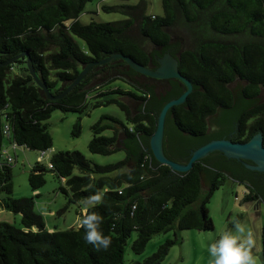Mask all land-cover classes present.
Wrapping results in <instances>:
<instances>
[{
    "label": "trees",
    "instance_id": "trees-1",
    "mask_svg": "<svg viewBox=\"0 0 264 264\" xmlns=\"http://www.w3.org/2000/svg\"><path fill=\"white\" fill-rule=\"evenodd\" d=\"M89 1L0 0V206L19 213L22 225L18 228L0 221V264H124L125 245L132 232L136 237L130 248L140 254L154 235L174 226L179 230L212 229L207 203L227 179L243 185L244 202H264V172L244 169L225 155L197 159L183 173L160 162L153 164L152 153L138 137H151L159 111L150 108L131 115L127 106L131 98L150 101L151 92L118 73L81 87L95 75L118 68L121 58L92 66L64 96L48 99L37 91L23 55L28 54L36 75L57 94L102 52L117 51L147 64L142 48L113 37L111 32H120L136 43L149 40L163 46L168 31L183 45L177 57L180 73L200 87L186 96V107L169 108L172 120L178 131L199 137L216 109L230 108L232 94L226 83L243 81L239 91L244 98L254 97L258 86L264 92V0H161L162 15L148 14L147 0H139L102 6L121 13V20L82 23L79 16ZM179 27L187 29V39L176 32ZM109 55L104 53L101 59ZM111 104L123 112L124 119L102 114L90 126L88 150L101 155L123 151L122 159L100 164L78 150H59L50 156L52 167L36 161L28 174L31 190L36 191L45 184L46 170L53 171L62 180L58 189L69 204L82 202L97 190L105 192L104 203L94 210L103 216L101 229L112 243L107 251H98L85 242L83 229L45 228L42 215L34 209L37 194L11 196L15 159L9 161L2 150L6 142L48 150L52 138L46 120L54 110L77 114L71 130L77 137L83 115ZM107 130L109 135L104 134ZM255 132L262 134L264 142V100L237 114L235 130L227 139L243 142ZM124 137L135 139L142 151L129 170L125 168L128 150L115 146ZM203 187L206 191L201 195ZM175 240L166 238L144 260L131 264H159ZM262 244L264 264V233Z\"/></svg>",
    "mask_w": 264,
    "mask_h": 264
},
{
    "label": "rangeland",
    "instance_id": "rangeland-1",
    "mask_svg": "<svg viewBox=\"0 0 264 264\" xmlns=\"http://www.w3.org/2000/svg\"><path fill=\"white\" fill-rule=\"evenodd\" d=\"M139 0H91L85 4L83 12L79 16L82 23H89L91 20L105 22L117 21L124 16L117 11H106L103 5H117L121 3L135 4ZM148 14L162 15L163 9L161 0H147ZM183 39L189 37L186 28L176 29ZM79 43H83L78 40ZM102 114H110L117 118L124 119L123 112L116 105H106L93 108L87 115H83L80 121L81 131L79 136H72L71 130L77 118L74 112H61L54 110L46 120L48 130L52 138V146L46 150V157L40 162L47 164L50 156L59 150H78L88 159L100 164L114 162L124 157L123 151L115 152L111 155L94 154L88 150V142L92 136L91 124L99 119ZM104 134L109 135L110 131ZM5 147L14 157L12 164V193L14 198L22 196H35L34 209L42 215L45 228L48 230H64L70 227H77V219L80 217L82 202L69 204L66 197L59 191V178L51 170L45 172V184L32 191L28 181L30 168L39 155L38 150H30L25 147L11 146L6 142ZM77 172V170H75ZM242 184L227 179L222 186L215 190L207 203L208 213L213 221V228L210 230L186 229L179 230L177 226L166 233L154 235L146 244L140 254H134L130 245L136 237V232H132L127 239L124 252V264H131L133 261H142L166 238L176 237L175 243L170 246L168 253L159 264H211L212 258L207 250L206 236L215 235L225 228L231 227L234 218L240 219L253 232L256 239L254 255L258 256L257 264H262V242L264 233V202L254 204V202L243 201ZM206 188L203 187L204 195ZM66 206L65 210L61 209ZM0 221L8 222L15 227L21 228V215L6 210L0 206ZM175 230V234H174Z\"/></svg>",
    "mask_w": 264,
    "mask_h": 264
},
{
    "label": "water",
    "instance_id": "water-1",
    "mask_svg": "<svg viewBox=\"0 0 264 264\" xmlns=\"http://www.w3.org/2000/svg\"><path fill=\"white\" fill-rule=\"evenodd\" d=\"M168 34V41L163 46H156L149 40L136 43L126 39L120 32H111V35L120 40L129 41L142 48L148 57V62L143 65L129 56L113 52H102L95 61L88 62L81 71L72 79L65 82L57 94H52L44 81L33 70L28 61V54L24 52L25 64L28 72L36 82V88L40 95L48 99H57L73 89L85 76L87 71L94 65L106 62L113 58H121L122 64L116 69L103 71L81 87L91 85L107 75L118 73L125 78L137 83L149 90L152 98L148 102L130 99L128 108L131 115L143 112L150 108L159 111L157 125L150 138L138 137L146 151L153 155V164L160 162L166 164L177 173H183L191 168L193 162L202 157L222 154L230 161L235 159L244 169L264 172V142L263 136L255 132L252 137L243 142L227 139L235 130V119L242 110L260 104L264 100V92L258 86L257 94L252 98H244L240 95L241 80H234L224 86L232 94V103L229 109L218 108L215 113L208 117L206 130L199 137L186 135L178 131L173 123L170 107L183 103L191 90H200L196 84L186 79L178 69V53L182 48V42L172 33ZM104 53L110 55L102 58ZM128 150L129 161L125 165L130 169L138 155L142 153L135 139L124 137L115 144ZM35 228V227H34Z\"/></svg>",
    "mask_w": 264,
    "mask_h": 264
},
{
    "label": "clouds",
    "instance_id": "clouds-1",
    "mask_svg": "<svg viewBox=\"0 0 264 264\" xmlns=\"http://www.w3.org/2000/svg\"><path fill=\"white\" fill-rule=\"evenodd\" d=\"M104 196L105 192L97 190L85 197L82 201V215L77 219V229L84 230L85 242L98 251H107L112 243L111 237L101 229L103 216L94 210L104 203ZM206 240L211 264H257L259 257L253 252L256 248L254 234L238 218L232 220L230 228L215 235L208 234Z\"/></svg>",
    "mask_w": 264,
    "mask_h": 264
},
{
    "label": "built area",
    "instance_id": "built-area-1",
    "mask_svg": "<svg viewBox=\"0 0 264 264\" xmlns=\"http://www.w3.org/2000/svg\"><path fill=\"white\" fill-rule=\"evenodd\" d=\"M11 146L14 147L15 145L13 144V145H11ZM2 152L4 153V155L7 157V159H8L9 161L12 160L13 156L8 152V150H7L6 147L3 148ZM38 152H39V155H38L37 159H38V161H41L43 158L46 157V153H47V152H46V150H39ZM48 166H49V167H52V165H51L50 163H48Z\"/></svg>",
    "mask_w": 264,
    "mask_h": 264
},
{
    "label": "crops",
    "instance_id": "crops-1",
    "mask_svg": "<svg viewBox=\"0 0 264 264\" xmlns=\"http://www.w3.org/2000/svg\"><path fill=\"white\" fill-rule=\"evenodd\" d=\"M82 212H83V209H82Z\"/></svg>",
    "mask_w": 264,
    "mask_h": 264
}]
</instances>
